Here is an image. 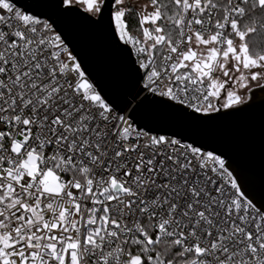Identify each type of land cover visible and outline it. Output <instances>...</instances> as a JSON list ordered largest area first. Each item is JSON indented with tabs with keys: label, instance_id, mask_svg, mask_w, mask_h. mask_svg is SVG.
Masks as SVG:
<instances>
[{
	"label": "snow or ice",
	"instance_id": "6c2138e0",
	"mask_svg": "<svg viewBox=\"0 0 264 264\" xmlns=\"http://www.w3.org/2000/svg\"><path fill=\"white\" fill-rule=\"evenodd\" d=\"M0 264H264V0H0Z\"/></svg>",
	"mask_w": 264,
	"mask_h": 264
},
{
	"label": "water",
	"instance_id": "95a60500",
	"mask_svg": "<svg viewBox=\"0 0 264 264\" xmlns=\"http://www.w3.org/2000/svg\"><path fill=\"white\" fill-rule=\"evenodd\" d=\"M21 3L31 5L36 0H20ZM86 51L89 58L96 65L100 76L105 80H110L116 73L119 59L117 55L110 49L108 42L101 33H90L85 38ZM257 103H261L258 99ZM241 126L243 123L241 122Z\"/></svg>",
	"mask_w": 264,
	"mask_h": 264
}]
</instances>
